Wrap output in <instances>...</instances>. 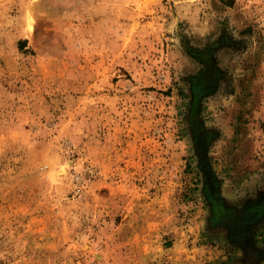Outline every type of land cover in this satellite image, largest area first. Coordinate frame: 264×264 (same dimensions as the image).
Instances as JSON below:
<instances>
[{"label": "rangeland", "instance_id": "obj_1", "mask_svg": "<svg viewBox=\"0 0 264 264\" xmlns=\"http://www.w3.org/2000/svg\"><path fill=\"white\" fill-rule=\"evenodd\" d=\"M263 200L264 0H0V264H264Z\"/></svg>", "mask_w": 264, "mask_h": 264}, {"label": "bare ground", "instance_id": "obj_2", "mask_svg": "<svg viewBox=\"0 0 264 264\" xmlns=\"http://www.w3.org/2000/svg\"><path fill=\"white\" fill-rule=\"evenodd\" d=\"M26 17V16H25ZM27 30H28V32L29 33H32L33 31H34V22H33V19L31 18V15H29V17H28V19H27ZM206 55V54H205ZM204 56V55H203ZM206 57H208V59H209V56H205V58L204 59H207ZM203 59V60H204ZM207 61V60H206ZM202 62H205V61H202ZM205 63H208V62H205ZM210 63V62H209ZM209 63H208V65H209ZM207 65V64H206ZM210 66V65H209ZM214 66V65H213ZM206 67V66H205ZM214 68V67H213ZM210 69V68H209ZM205 70V69H204ZM213 70H215V69H213ZM217 70V69H216ZM211 71V70H210ZM215 72H217V71H215ZM203 74H205L203 77L202 76H199L200 77V79L198 80V78H197V80H195V81H197V84H195L196 85V87L195 88H197V90L198 91H200V90H203V89H205V88H208V89H210V88H212V86L214 87V85H213V83H214V79L213 78H215V75H214V77H213V75L212 74H214V71H213V73H203ZM202 74V75H203ZM218 74V73H217ZM196 78V77H195ZM216 81V80H215ZM215 84V83H214ZM216 85V84H215ZM196 91V90H195ZM197 91V92H198ZM197 102V101H196ZM198 103V105H199V101L197 102ZM196 106V105H195ZM195 108H197V106L195 107ZM198 109V108H197ZM194 110V109H193ZM196 110V109H195ZM196 113H197V111H196ZM192 115H193V112H192ZM193 118L195 117V114H194V116H192ZM197 119V118H196ZM195 119V120H196ZM198 121V120H197ZM195 123H197L196 121H194ZM197 125H199L198 123H197ZM201 127V126H200ZM199 128V127H198ZM199 130L201 131V128H199ZM199 131V132H200ZM202 131H203V129H202ZM197 132V131H196ZM204 132V131H203ZM203 132H201L200 133V135L203 133ZM198 133V132H197ZM204 135H205V132L203 133ZM199 137V136H198ZM205 137V136H204ZM202 138V136L200 137V139ZM204 142V141H203ZM202 146H203V144H201ZM201 149V148H200ZM202 149H203V147H202ZM204 151H205V149H204ZM203 156V155H202ZM205 158V157H204ZM206 160V159H205ZM205 164V163H204ZM64 173H66V169H62L60 172H58L57 174H56V176H60L61 174H64ZM206 174H207V177H208V180H210V179H212V175L210 174V172L208 171V170H206ZM210 187H209V189H211V184L209 185ZM211 192H213V191H211ZM213 197H214V194L212 195ZM263 202H264V200H263ZM262 202V203H263ZM215 204H216V202H215ZM264 204V203H263ZM217 205V204H216ZM218 207H220L219 205H218ZM217 208V207H216ZM223 208V207H222ZM259 208H261V206H259ZM264 208V207H263ZM224 210V209H223ZM222 211V210H221ZM218 212H220L219 210H218ZM226 212V211H225ZM221 213V212H220Z\"/></svg>", "mask_w": 264, "mask_h": 264}]
</instances>
